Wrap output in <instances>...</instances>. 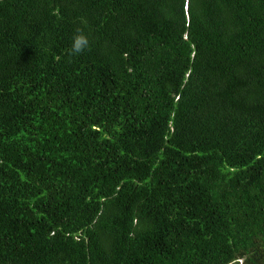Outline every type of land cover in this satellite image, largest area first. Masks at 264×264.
<instances>
[{
  "label": "trees",
  "instance_id": "1",
  "mask_svg": "<svg viewBox=\"0 0 264 264\" xmlns=\"http://www.w3.org/2000/svg\"><path fill=\"white\" fill-rule=\"evenodd\" d=\"M0 264H264V0H0Z\"/></svg>",
  "mask_w": 264,
  "mask_h": 264
},
{
  "label": "clouds",
  "instance_id": "2",
  "mask_svg": "<svg viewBox=\"0 0 264 264\" xmlns=\"http://www.w3.org/2000/svg\"><path fill=\"white\" fill-rule=\"evenodd\" d=\"M81 23H85L86 21L81 20ZM90 48V41L87 35L84 34L83 29L77 27L75 29V34L72 38L71 47L67 50L69 58L78 56L84 53L85 50Z\"/></svg>",
  "mask_w": 264,
  "mask_h": 264
}]
</instances>
